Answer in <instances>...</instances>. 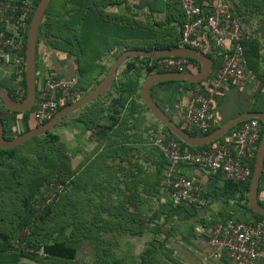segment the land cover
Returning <instances> with one entry per match:
<instances>
[{
	"label": "crops",
	"instance_id": "1",
	"mask_svg": "<svg viewBox=\"0 0 264 264\" xmlns=\"http://www.w3.org/2000/svg\"><path fill=\"white\" fill-rule=\"evenodd\" d=\"M147 1L150 0L145 2ZM205 1H209L210 5L216 3V0ZM92 2L96 3V5H93L95 9L94 19L99 20V22L102 21L105 25L99 28V32L94 33L90 29L86 30L83 43L85 45L86 42V49H90L88 57H93V60H96V68L90 73L92 79L87 81L84 87L87 91L85 95L104 80L115 60V55L120 51L131 50H124V48L135 41L130 36V30L132 33V24L134 25L133 22L139 21V15H142V11L145 13V20L140 21L151 19L161 26V21L157 22L153 15L151 16L150 13L145 12L147 8L144 7V1L140 6L138 0H92ZM61 4V0H56L55 7H60ZM139 10L141 11L140 14ZM164 14L165 12H162L157 15L164 16ZM55 17L57 16L55 15ZM64 18H67V16ZM239 20L241 23L240 18ZM123 24L130 25L129 33H126V36H122L120 29ZM243 30L245 31L244 40H247L248 43L251 40L259 42L258 55L256 58L255 56L252 58L258 69V78L252 74L253 78L245 83L231 84L229 87L220 90L212 111L213 127H220L227 121L245 113L242 112L236 116L239 111H244L247 106L253 104V100L256 98L255 95L261 86L262 91H264V20L250 18L249 23ZM94 36H98V42H92ZM110 39L111 41L107 42ZM104 44L105 49L102 52L97 51L98 46L102 45L104 47ZM93 51L98 52L100 56L94 58ZM214 57L217 56L213 55ZM250 57L252 56L250 55ZM211 61L210 74L206 80L200 83L191 85L192 83L186 81H166L156 84L150 90V96L154 103L165 113L172 124L182 130L184 129L182 128L181 117L192 103L194 90L197 87L202 90L207 89L213 72L219 67L220 60L215 59V64L212 59ZM35 67L36 90L38 91L48 75L56 78H67L72 75L74 73V60L64 52L48 46L45 37H42L37 40ZM200 68L201 65L198 63L197 70L188 67L185 73L197 74ZM119 69L113 85L116 81L122 79L120 74L123 69ZM147 77L146 74H141L137 82L140 90ZM10 87L9 75L0 71V88L7 90ZM110 91L112 97L117 96L114 91ZM100 100L99 98L94 101L100 103ZM92 102L83 106L79 111L67 115L64 119L65 125L60 127L63 129L62 135L68 136L67 140H70L69 143L73 144L68 155L72 163L71 168L75 170V177L82 176L81 179L78 178L76 185L81 189H86L88 191L87 200L90 203L93 202L92 205L96 204L97 206L108 200H112L113 204L116 205L119 200L125 197V195H122L123 191L126 194H129L130 190L135 191V195H139L138 199L141 200L140 204H142L141 209L146 216L140 234H137V231L133 228H131V232L116 229L111 232L106 231L99 234L105 243L97 247L92 245L90 240H86L89 244L83 248L81 258H79L78 254L80 253L77 251V262L74 264H234L206 259L210 250L208 235L215 223L233 219V216L248 217V222L254 219L244 209V201L241 200L240 193L242 188L220 176H212L193 167L181 166V174L193 180L195 185L200 188V203L192 207L175 204L169 194L156 184V181H160V178L164 175L166 161L155 150L153 139L156 133L161 131L163 125L143 108H140V111L137 109L134 116L141 115L139 116L141 118L136 122L131 119L127 124L128 127H126L125 134L129 135L126 144L127 149L124 152L116 151L113 153L102 150V148L96 151L94 149L96 143L94 139H90L91 130L86 129L84 125L71 124V121L76 120L79 114L83 117L91 115L89 105ZM230 104L234 105L233 112H230L228 116H224L223 110L229 107ZM261 108H263L261 113H264V106H261ZM138 112L140 113L138 114ZM0 113L2 119L7 118L4 110L0 109ZM68 120L71 121L68 122ZM98 122L106 124V114L98 115ZM155 126L157 132L152 138L151 134ZM233 136L234 133L230 134L225 141L232 140ZM76 139L82 140L81 144L79 142V145H74ZM76 147L81 149H76ZM99 154H102L101 159L100 161L96 160V162L95 159L98 158ZM263 187L264 184L262 190L257 192V198L259 202L264 204ZM134 200L136 201L126 204L127 207L129 206V211H133L132 205L139 202L136 197H134ZM101 218H114V221H117L115 216L111 217L108 214H101ZM134 225L135 223L132 227ZM151 251L154 253L151 254ZM0 264L50 263L47 261L33 263L24 258L14 263L8 261L7 257L0 255ZM52 264L64 263L56 262Z\"/></svg>",
	"mask_w": 264,
	"mask_h": 264
},
{
	"label": "trees",
	"instance_id": "2",
	"mask_svg": "<svg viewBox=\"0 0 264 264\" xmlns=\"http://www.w3.org/2000/svg\"><path fill=\"white\" fill-rule=\"evenodd\" d=\"M39 1L40 0H37L34 3L32 12L27 19L28 24L30 23L32 14ZM228 2L237 18L241 19L240 24L242 28L247 26L250 18H260V21L264 20V0H228ZM61 3L60 8L62 14L58 15L56 14L57 11L55 12L58 22L55 23V20L50 19V16L53 15L54 17V14L50 12L48 14L47 8L40 23L39 33L42 27L44 32L40 36L45 37L47 45L55 50L64 52L74 60V72L77 74V84L71 89L68 101L63 106L65 107L85 95L87 91L84 87L87 81L92 79L90 74L91 70H88V68L83 67L81 64L82 61H85V59L87 60V53L90 50L86 49V42L85 45L83 43L86 30L88 31L90 29V31H94V33L99 32V28L103 27L105 24L102 21L99 22V20L94 19L95 9L93 5H96V3L92 2V0H61ZM143 4L144 7L147 8L145 12L150 13L151 16L165 12L164 20L161 22V26L151 19L148 21L139 20L133 22L134 25L132 24V33L130 30V36L135 41L133 44H129L128 47H125L124 50L149 51L152 49H174L180 47L179 34L186 22L180 0H150ZM66 16L67 18H64ZM129 26L130 25L127 26L126 24L121 25L120 29L122 31V36H126V33H129ZM246 36H248V34H246ZM39 38L38 34V39ZM244 38L241 44L247 60V67L251 73L258 78V69L254 65L252 58L254 56L256 58L258 55L260 49L259 42L257 40H251L250 43H248ZM92 42H98V36H94ZM24 43L26 44V35ZM122 44L124 45L125 43L123 42ZM90 46L92 47L93 45ZM121 53L122 51L115 55L114 58L116 59ZM250 55L252 57H250ZM93 56L94 58H98L100 54L93 51ZM207 56L213 60L214 64L215 59L218 61L220 60V56L213 58V54L211 53H208ZM149 60V58H132L126 60L121 65L123 66V70L120 74L122 79L116 81L105 94L96 99L98 100L100 98V103L93 101L89 105L91 107V115L83 117V115L79 114L76 120L71 121V124L84 125L86 129L89 128V130H91L90 139H94L96 143L94 149L96 151L102 148V150H107L109 153L116 151L124 152L127 149L126 144L129 140V135L127 133L125 134L128 122L131 119L136 122L141 118L139 117L141 115L137 117L134 116L137 109L140 111V108H143L149 112L142 102L140 86L137 83L142 73L147 76L155 73L152 69H145L143 67ZM95 61L96 60L93 61L94 64H96ZM85 73H88L90 77H86L87 74L83 75ZM23 86L26 90L25 77H23ZM110 90L114 91L117 96L112 97ZM7 91L11 95L13 101L16 102L12 93V83ZM255 96L256 101L253 100L252 105L247 106L244 111H239L236 116L242 112H263V108H261V106H264V91H262V86ZM21 102L22 101H19L18 103ZM0 109L4 110L7 115L6 119L1 118L5 139H14L39 126L31 118L34 108L26 113L12 112L6 110L0 101ZM139 113L140 112H138V114ZM100 114H106V124H100L98 122V115ZM66 117L59 121L55 128L64 126V119ZM241 124L242 123L233 127L217 141L201 148L188 147L179 141L165 126H162L161 131L165 133L169 139L178 140L182 148L197 151L212 147L216 143H223L231 133L237 131ZM217 128L218 127L214 126L211 131L204 134L198 132H190L189 134L196 137L205 136L215 131ZM53 130L46 135L31 139L15 149L5 150L0 148V211L2 210L1 207H3V204H8L9 201V216H12L9 223H5L2 219L0 220V255L7 257L10 262L16 263L21 258H24L33 263L47 261L50 264L56 262L74 264L77 262L78 249L75 245L77 238L72 232L69 235H65L64 231L67 229L68 225L76 229V231H74L78 233H76V235H82V238L90 240L92 245L97 247L105 243L103 239H101L100 233L106 231L111 232L115 229L131 232V228H133L137 231V234H140L145 223L146 214L141 209L142 204H140L141 200L138 199L139 195H135V191L131 190L129 194H126L125 191H121L122 195H125V197L119 200L118 204L109 207L111 210H108L107 214L111 217L115 216L117 221H114V218H101L99 212H104L106 209H103L101 206L98 207L96 204L92 205L93 202L90 203L87 200L88 191L76 185V181H78V178L81 179L82 176L78 175L75 177V170L71 168V159L67 153L66 146L61 140V137L55 134ZM184 131L186 130L184 129ZM156 132L157 129L155 126L153 128V133ZM262 132L263 125L261 128V135ZM117 138H119V140H117ZM155 150H157L161 154V158L164 159L157 147ZM101 155L102 154H99L95 161H100ZM48 164H51V171L47 174L44 173V170L47 168ZM253 165L254 160L251 167V176ZM41 169L43 171H41ZM162 178H160V181ZM160 181H156L157 186H159ZM249 182L250 179L242 185L236 184L239 188H242L240 193L241 200L244 201V209L249 213L250 217H253L255 220L264 221L263 216L256 215L247 207ZM263 184L264 173H262L260 178L258 192L262 190ZM59 185L64 187L61 192L57 191ZM67 186L71 187L70 193L69 195H63L62 192H65L64 189ZM51 193L54 194V196H51ZM62 196L65 198L60 199ZM134 197H136L139 202L138 204L132 205L133 211H129V206L127 207L126 204L136 201ZM3 198H8L9 200L5 201ZM57 202L59 203L57 204ZM110 203H112V200ZM108 204L109 203L103 201L101 205H105L104 207H106ZM259 204L264 207L262 202H259ZM92 209L95 210L92 211ZM97 209L100 210L96 212ZM66 217L67 219H71V222H67ZM242 218L243 217L238 218L237 220L249 221L248 217ZM59 219H62V223L57 227L56 224ZM80 219L83 220L80 221ZM77 221H80L79 224H76ZM134 223L135 225L132 227ZM22 228H26L27 230L22 237L17 238L16 232ZM16 242L20 245L23 244V246L19 245L16 248ZM39 248H43L44 252L47 254L46 257H40L36 253ZM153 253L154 252L151 251V254ZM222 262L228 261L223 260Z\"/></svg>",
	"mask_w": 264,
	"mask_h": 264
},
{
	"label": "built area",
	"instance_id": "3",
	"mask_svg": "<svg viewBox=\"0 0 264 264\" xmlns=\"http://www.w3.org/2000/svg\"><path fill=\"white\" fill-rule=\"evenodd\" d=\"M36 1L0 0V71L9 75L17 103L23 102L26 95L23 86L24 38L29 27L27 19ZM180 4L186 18L179 34L180 47L220 56L219 67L213 72L209 87L194 90L192 103L181 117L182 128L186 132L204 134L213 128L212 111L220 90L253 78L241 44L245 31L228 0H217L214 5L205 0H180ZM143 67L153 72L185 73L188 67L197 70L198 63L186 57H163L150 59ZM76 84L75 72L67 78L48 75L36 91L33 121L42 125L52 119L68 101ZM261 128L258 119H249L238 127L232 140L197 151L184 149L178 140L169 139L162 131L157 132L153 144L166 161L160 188L169 194L175 204L192 207L200 203L201 190L193 180L181 174V166L203 170L235 184L246 183L251 177ZM63 188L59 185L57 191L61 192ZM208 237L210 250L206 259L227 260L234 264H264L263 220L253 219L245 223L226 219L215 223ZM36 253L40 257L47 256L43 248Z\"/></svg>",
	"mask_w": 264,
	"mask_h": 264
},
{
	"label": "water",
	"instance_id": "4",
	"mask_svg": "<svg viewBox=\"0 0 264 264\" xmlns=\"http://www.w3.org/2000/svg\"><path fill=\"white\" fill-rule=\"evenodd\" d=\"M52 0H40L35 11L32 14L25 47V83L26 96L23 102L17 103L13 101L7 90L0 88V101L4 108L8 111L26 113L32 110L36 96V52L39 27L44 14ZM163 57H186L195 60L201 65L200 71L197 74L178 73V72H163L155 73L148 76L142 83L140 95L143 104L148 109L149 113L182 143L188 147H204L209 145L221 137L236 125L243 123L249 119L256 118L263 125V132L258 143L253 172L250 178L247 191V207L256 215L264 217V207L259 204L257 198L258 186L264 168V113H243L234 119H231L218 127L215 131L201 137L190 135L180 127L172 124L165 113L154 103L150 96V90L158 83L166 81H186L192 84L200 83L207 79L210 74L212 61L205 54L192 50L186 47H177L174 49H152V50H130L122 52L113 61L104 80L71 104L61 108L49 121L46 123L25 132L18 137L8 140L3 135V125L0 119V148L11 150L19 147L25 142L46 135L51 132L55 126L67 115L79 110L83 106L94 101L98 97L105 94L113 85L115 76L121 65L130 58H149L158 59Z\"/></svg>",
	"mask_w": 264,
	"mask_h": 264
},
{
	"label": "rangeland",
	"instance_id": "5",
	"mask_svg": "<svg viewBox=\"0 0 264 264\" xmlns=\"http://www.w3.org/2000/svg\"><path fill=\"white\" fill-rule=\"evenodd\" d=\"M144 1V2H143ZM145 1L146 0H138V5L140 6L141 4H142V2L143 3H145ZM149 2V1H148ZM56 6V0H52V2H51V4H50V6L48 7V14H49V12L50 13H52V14H55V12L57 11V13L56 14H58V15H60V14H62V10H61V8L60 7H55ZM141 13V11L139 10V14ZM55 14V15H56ZM55 15H54V17H53V15H51L50 16V19H53V20H55V23H57L58 22V18L57 17H55ZM139 20H145V13H144V11H142V15H139ZM156 18L157 19V22H159V21H161L162 22V20H163V18H164V16L163 15H157V14H154L153 15V18ZM53 20H51V21H53ZM44 31L42 30V27L40 28V33H39V37H40V39L42 38V36H40V35H42V33H43ZM100 37V36H99ZM105 41V40H104ZM109 41H111V39L110 40H108L107 42H109ZM106 42V41H105ZM49 46V45H48ZM105 49V44H104V47L102 46V45H99L98 46V48H97V51H99V52H102L103 50ZM88 54V53H87ZM89 55H87V60L85 59V61H82L81 62V64H82V66L83 67H85V68H88V70H91L90 72H92V71H94L95 70V68H96V64H94V60H93V57H88ZM115 57V56H114ZM96 63V62H95ZM123 69V66H121V68L119 69V70H122ZM38 72V71H37ZM90 72H88V73H90ZM88 73H85V74H83V75H86V77H90L89 75H88ZM50 76V75H49ZM38 77H39V75H38ZM234 108V105H232V104H230V106L229 107H226L225 108V110H223V113H224V116H228V114H230V112H233L232 111V109ZM0 118H2V115H1V113H0ZM72 120V119H71ZM71 120H68V122L69 121H71ZM238 130V129H237ZM53 132L55 133V134H58L60 137H61V140L63 141V143L65 144V146H66V149H67V153H69V152H71V147H72V145L73 144H71V142L69 143V141L70 140H67L68 139V136H66V135H62V133H63V129H61L60 127H57V128H55L54 130H53ZM237 132V131H236ZM235 132V133H236ZM234 133V134H235ZM154 134L155 133H152L151 135H152V138L154 137ZM232 134V133H231ZM154 140V139H153ZM66 141H67V143H66ZM81 141L82 140H80V139H76L75 141H74V145H79V142H80V144H81ZM77 148H79V149H81L80 147H76V149ZM72 164V163H71ZM79 165V164H78ZM78 165H76V166H78ZM43 169V168H42ZM41 169V171H43ZM51 164H48V166H47V168L44 170V173H49L51 170ZM43 176H44V174H43ZM78 183V181H76V184ZM65 192L63 193L62 192V194L63 195H69V193H70V190H71V187H69V186H67V187H65ZM108 193H110L109 191H107ZM51 196H52V193H51ZM62 198H65V197H61L60 199H62ZM3 199H5V201H7V200H9L8 198H3ZM112 199V198H111ZM60 201V200H59ZM111 202V200H108V201H106V203H109L108 204V206H106V207H104V206H102V205H98V207L99 206H101L103 209H106V210H104V212H99V214H103V215H107V212H108V210L110 211L111 209L109 208L110 206H112V205H114L113 204V201H112V203H110ZM59 202H57V204H58ZM86 208H87V206H86ZM94 208V207H93ZM1 211H0V220L2 219V220H4L5 221V223H9L10 221H11V218H12V216H9V201H8V204L7 203H4L3 204V207H1ZM86 210V209H85ZM95 209H92V211H94ZM100 209H97L96 210V212H98ZM234 220H236V219H238V218H240V217H238V215L237 216H233L232 217ZM66 220H67V222H71V219H67V217H66ZM83 219H80V221H82ZM80 221H77L76 222V224H79V222ZM61 223H62V219H59L58 221H57V227L58 226H60L61 225ZM26 228H22V229H20L19 231H17L16 232V236H17V238H20V237H22L23 236V234L26 232ZM74 231H76V229H74L72 226H70V225H68V227H67V229L64 231L65 232V235H69L71 232H72V234L73 235H75L76 236V238H77V240H76V242H75V245H76V247H77V249H78V252L80 253V254H78V256H79V258H81L82 257V251H83V248L85 247V246H87L89 243H88V241H86L84 238H82V235H76V233L74 232ZM78 234V233H77ZM82 234V233H81ZM79 236V237H78ZM15 244V243H14ZM20 244H17V246H19Z\"/></svg>",
	"mask_w": 264,
	"mask_h": 264
}]
</instances>
